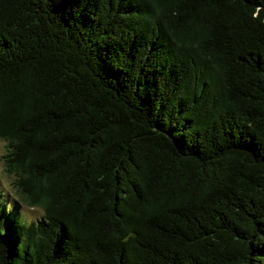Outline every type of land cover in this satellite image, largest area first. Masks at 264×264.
<instances>
[{
    "label": "trees",
    "instance_id": "obj_1",
    "mask_svg": "<svg viewBox=\"0 0 264 264\" xmlns=\"http://www.w3.org/2000/svg\"><path fill=\"white\" fill-rule=\"evenodd\" d=\"M0 264H264V0H0Z\"/></svg>",
    "mask_w": 264,
    "mask_h": 264
},
{
    "label": "clouds",
    "instance_id": "obj_2",
    "mask_svg": "<svg viewBox=\"0 0 264 264\" xmlns=\"http://www.w3.org/2000/svg\"><path fill=\"white\" fill-rule=\"evenodd\" d=\"M5 199L10 203H20L19 201H15V198L12 197L11 193L0 185V204H2ZM44 214H46V206L41 207L39 204H34L30 201L21 204V217L27 222L39 219Z\"/></svg>",
    "mask_w": 264,
    "mask_h": 264
},
{
    "label": "rangeland",
    "instance_id": "obj_3",
    "mask_svg": "<svg viewBox=\"0 0 264 264\" xmlns=\"http://www.w3.org/2000/svg\"><path fill=\"white\" fill-rule=\"evenodd\" d=\"M6 149H7L6 143L3 142L2 140H0V185H2L3 188H6L11 193L12 197L15 198V201H18L19 198H18V195L16 194V189L13 185L14 177L11 176L10 174L6 173V171L4 169V164L2 162L3 161L2 156L6 152ZM15 204L17 205V211L21 217V204L22 203L20 202V203H15ZM25 222H27V221H25Z\"/></svg>",
    "mask_w": 264,
    "mask_h": 264
}]
</instances>
